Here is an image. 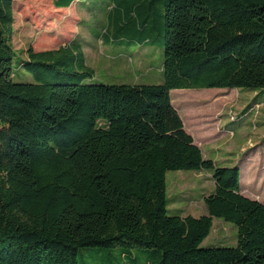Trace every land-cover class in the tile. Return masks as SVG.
<instances>
[{"label":"trees","instance_id":"obj_1","mask_svg":"<svg viewBox=\"0 0 264 264\" xmlns=\"http://www.w3.org/2000/svg\"><path fill=\"white\" fill-rule=\"evenodd\" d=\"M14 1L0 0V264H77L81 247L138 248L158 264H264V204L241 194L239 167L204 157L170 99L175 88H264V0L128 3L116 37L151 44L163 27L156 85L57 81L69 64L90 74L75 41L29 47L34 81L14 82ZM203 169L214 180L207 213L169 215L166 172ZM213 218L236 225L235 246H201Z\"/></svg>","mask_w":264,"mask_h":264},{"label":"rangeland","instance_id":"obj_2","mask_svg":"<svg viewBox=\"0 0 264 264\" xmlns=\"http://www.w3.org/2000/svg\"><path fill=\"white\" fill-rule=\"evenodd\" d=\"M94 1L107 3L110 0H89L77 29L65 27V13L55 9L52 0L12 2V80L34 81L32 74L22 64L27 60L26 51L29 47L37 48L45 39L50 41V46H57L65 41L59 39V36L67 38L77 32L74 43L83 46L84 61L90 67V74L78 77L73 71L76 67L69 64L66 67L69 74L57 78V81L82 80L84 83L117 85L162 84L163 27L160 30L156 26L152 30L155 39L144 48L138 43L125 46L116 42L102 44L100 40L105 39L102 33L107 27L106 18L110 13L112 17L114 11L108 9L106 3L100 6L95 5ZM110 34L116 37L120 33L117 29H110ZM83 71L87 69L83 68ZM179 90L184 91L173 90L170 96L182 102L187 119L193 126L195 143H199L204 156L212 159L216 166L239 167L241 194L264 204V88ZM165 179L169 215L190 214L198 217L206 213L203 198L214 191V180L209 170H169ZM236 243V225L221 218H213L211 230L201 246L232 247ZM109 251L108 248L81 247L77 251V264H125L129 260V256L120 258L117 254H109ZM136 257L139 264H145L146 260L151 264L160 261L154 254L144 252H136Z\"/></svg>","mask_w":264,"mask_h":264},{"label":"crops","instance_id":"obj_3","mask_svg":"<svg viewBox=\"0 0 264 264\" xmlns=\"http://www.w3.org/2000/svg\"><path fill=\"white\" fill-rule=\"evenodd\" d=\"M57 0H52V3L55 7V9L57 10H61L64 11V25L65 27H69V28H78L79 24L81 23V21L83 20V14L86 13V9H87V4L89 5V0H72L71 3L66 6V7H57L54 3ZM113 1H116L118 6H113ZM149 0H110L109 2H100V1H94V4L96 5H100L103 6L104 3L107 4V8H112L111 10L115 11V15L112 19V21L110 22V18L109 15L107 16L106 20H107V27H106V32L102 33V37L105 39H101L100 41H102V44H105V42L107 43H113L115 44H122V46L126 45H134L136 44V36L134 33H131V35L129 34H125L121 37H114L110 34V29H114L115 27H121L124 26L127 22V15H126V9L128 7V3H132L135 2V4L139 5L140 3H145L147 4ZM147 6V5H146ZM106 9V8H105ZM157 11L158 13L160 12L161 8L157 7L154 8L153 7V11ZM134 17V16H133ZM57 19V18H55ZM54 19V20H55ZM72 20L74 21V23H72ZM141 25V24H140ZM139 25V26H140ZM145 26H150V20H147V23ZM58 29V28H57ZM105 31V30H104ZM77 33V32H76ZM76 33H73V35L68 36L67 38L65 36H59V39H64L65 41L61 42L60 44H58L57 46L53 45L50 46V41H48L47 39L42 40L41 43L38 45L37 48H34L35 51H41V50H46V49H57L59 46L65 45V44H69L70 42H73L76 40V36H78V34L76 35ZM84 33H88V32H84ZM76 35V36H75ZM40 39V38H39ZM151 40V36H147V39L145 41L142 42H138V45L141 46L142 48L149 46L151 44H148V42ZM81 50L83 53V56L85 57V52H84V48L81 45ZM88 65V64H87ZM89 66V65H88ZM178 89L177 92H181L184 90H179V89H188V88H175V89H171V91ZM171 104L174 107V109L177 111V113L179 114L182 123H183V128L184 130L192 136L194 143L196 142V139L194 138V131H193V126L192 123L187 119V116L184 112L183 109V104L181 101H176L173 98H171ZM196 145L200 146L199 143H195ZM200 148V147H199ZM202 151V150H201ZM203 153V152H202ZM204 155V154H203ZM205 157V156H204ZM207 213V210H206ZM205 213V214H206ZM181 215H188V214H181ZM119 247H117L116 249H114L115 252H122L121 254L124 255V258H127L129 256V260L128 262H133L136 263L135 260H137L138 258L136 257V252H141L143 253L144 251H142L141 249L138 248H129L126 250H122ZM136 250V251H135ZM116 253V254H118ZM128 255V256H127Z\"/></svg>","mask_w":264,"mask_h":264}]
</instances>
